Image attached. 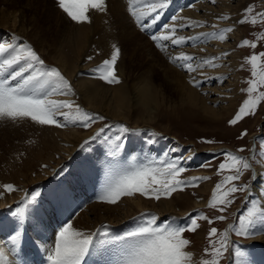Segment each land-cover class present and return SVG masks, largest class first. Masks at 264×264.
Returning a JSON list of instances; mask_svg holds the SVG:
<instances>
[{
	"label": "rangeland",
	"instance_id": "1",
	"mask_svg": "<svg viewBox=\"0 0 264 264\" xmlns=\"http://www.w3.org/2000/svg\"><path fill=\"white\" fill-rule=\"evenodd\" d=\"M134 1L131 2V6L133 8V11L136 13V16H132V14H129V17H131L132 23L145 37V39H147L152 47H146L144 45V40L142 39H139L130 45L125 42L123 46L120 47V52L114 65V74L119 82H121L122 79H124L123 81L126 82V89L128 90V100L123 103L122 108L123 112L125 111V116H128V118H130V122L127 123L125 121H117L112 119V114L117 107L114 106L112 100H110L111 97H109V95L112 90L109 87L115 86L116 83H108L100 78L103 72L106 71L102 69L103 61L110 60L111 53H107L106 55L105 53H101V51L97 49V45L99 46L100 42L99 36H101V34L96 33V36L93 37L90 35L89 43H87L84 51H82L83 53L81 58L83 59V62L81 65L82 67L86 68V70L82 71L81 77L98 79V81H100V84L96 85V88L101 89L102 87L104 91L107 90L106 88H109V92H106L104 96L100 95L101 98H98L99 104L96 103L97 105L92 109L87 107L85 103L81 104L79 100L78 102L69 101L73 105V107L71 109L65 110V112H68L69 114L76 112L79 117L76 120L77 128L86 132H90V134L89 136L87 135L86 137L82 138L78 143L76 152L74 153L75 155L73 154L71 156H67L55 167V169L53 168V170L50 172V175L22 189L17 185V182L20 180L19 170L20 167L24 165L23 163H25L28 167H32V164L36 162L34 160L32 161L33 157H31V155L36 153L37 149L40 147V139L37 136L38 133L34 131L35 128H40V124L37 125V123L30 121V123L27 124L22 131L26 134L20 133L18 137L14 136L6 140H3L2 132L0 131V142H2L0 143V155L4 151L0 156V192H2L6 196L5 198L8 199V202L6 203L7 205L0 206V226L10 221L13 224L16 223L17 225H21L20 220L22 219L23 215L26 217L24 220L28 225V213L30 210L38 212L39 217L44 216L46 220L48 216L46 215L44 210L48 209L50 217L55 218V213L52 212V210L54 209L51 207L52 205L55 206V203L59 204V212H63L61 211L62 205L67 211L68 209L62 202H60V199L65 198L67 202V200L70 198V196L66 193V189H68L66 188V183H69L68 180L71 179L72 180L70 182L72 183V186L76 187L77 190L79 188V191L82 192V194H79L81 196H85L81 198V201L80 198H75V201H80V203L82 202L80 205L83 206L81 208H75V212L73 214L74 216L76 215V213H78V211L84 210L88 205H91L93 203H98L100 201V205L110 204L104 200L99 199L105 193V189L99 188L96 185V179H94V181L92 182L91 180H89L88 183L86 182V180L82 182L79 179H77L78 181L73 180L72 169L78 163H83V161H85L92 152L97 153L98 159L102 158V160L105 159V161L108 162L112 158H109V156H112V154L115 153L119 149V147H123V149L121 148L120 151L121 153L123 152V155H128L127 163H129L130 166L131 162L133 160L135 161V159L137 158L134 166L132 167V171L144 166L160 167L162 166L160 163L161 161L165 163L175 162L184 169V171L180 173L179 179L183 181H191L192 178L206 179L196 180L194 184H189L188 186L183 187L182 190L178 188L169 196L162 195L160 199H155L153 194L144 196L138 192L126 196L127 198L139 197L146 202H152L158 205H160V203H166V201L168 202L169 200H171L172 202L174 201V204L177 203L181 198H183L184 201H181V203L178 202L179 204L177 203V205L173 206L175 209H177L176 212L177 214H180V216L174 215V217L173 214L172 216L159 215L158 212H156L154 209H149L142 210L136 214H133L125 224L118 227L111 228L106 224L99 225L97 229H94L95 232H93L94 234L92 235H96V237H93V240L100 239L99 243L94 247L95 251H98V249H102L99 252V260H104L105 255H109L110 250H113L114 252L117 251L116 243L110 245L111 248L107 249L105 241L107 240V236H109V232L114 236L120 234L121 232L128 233L139 227L152 215H155V217L157 218L158 225L163 224L170 225L172 227L185 228V231L182 233V237L188 240L189 244L184 250L192 253L191 264H202L204 260L213 259H217V264H230L231 259L243 257V259H245L250 248V243L247 242L246 239L251 234L248 236L237 235L236 231L233 230V227H239V218L243 215H246L249 209L255 207L256 209L260 210L258 206H261V203L257 204L256 202V193L261 191L264 193V182L261 181L262 176L264 175V100H261L258 103L254 114L244 116L235 125L229 124V121L235 117L244 100L248 99L252 95L246 91V89L249 87V81L255 80L257 82V93L264 92V85L259 84L260 74L264 72V56L260 55L264 53V17H261L260 15L261 13H264V0H227L226 4L225 0H222L223 3L220 4H218L217 0H215V2H213V0H167V6L163 9L158 10L157 13L153 14V16H161L160 13H166V16L163 18V28L166 31L175 30L174 27H177V25L182 27L180 23H187L186 28H183V31L182 29L179 31V33L182 32L184 34H189V30L191 33L196 32V30L199 31V29L201 28L205 31L207 29H212L211 32L207 31L206 33L204 30H200L204 31L203 34L209 33L206 40L200 38L199 41H196V44L195 42L187 43L186 40V46H181L183 48L211 46L208 48V51L202 50V53H204L202 55H187L188 57H191V60L189 61V63L193 67L191 68V73H188L187 70H185V72H182L183 69H176L174 66H172V64H170L171 61L169 62L165 58L164 55L166 54H163V52H161L160 50H162L166 45L164 44L162 49H159L157 44L158 42H160V40L153 41L151 39V35H156L158 31L153 32V34L149 35L142 31L138 26L136 17H140L142 21L143 18L147 16L151 11V5L160 2V0H154L151 2L149 0H142L143 2L138 0H136L137 2ZM48 2L57 3V7L50 11L51 20L48 22V24L45 25V27H43V29L47 35L51 34L50 38H56L57 34L59 33L58 31L60 29L65 31L66 27L68 26V24H65L63 22L60 23V20L63 19L65 21H71L72 19L62 9L59 8L58 0H48ZM200 5H207L208 7H212V9H214L215 11L212 10L211 13H209V16H207L208 14H206L205 18H202L201 20L195 19L200 23H198V25L194 20L193 25L199 28H196L195 26V28L189 27L190 22H192L190 21V19L188 20L189 16L181 18L180 14L182 12L188 11L190 8ZM127 6L130 7L129 3L127 4ZM169 7H172L173 10L170 11ZM202 9L199 12L200 15H204ZM105 11L106 13L103 12L105 13L104 18H107V21L112 29L113 27L115 28V25L112 26L110 24V22L112 23V21L109 16V12H107V10ZM137 11L139 14L137 13ZM163 13L162 15L164 16ZM87 15L88 21L91 23L90 28L95 27V24L92 22L93 18L90 17L88 11ZM169 17H172V20L169 19ZM174 17L175 24L173 23L170 25V22L172 23ZM220 17H227V19H218ZM148 20L149 23L152 24V17L148 18ZM241 20H245L246 22L239 23V21ZM253 20H255L256 22L252 23ZM149 23L147 24L149 25V27H151ZM159 24H161V20L159 21ZM72 25H78V23L74 21ZM165 26H168L167 28L169 30H167ZM215 27L217 28V30ZM108 28L110 27H108L105 21L104 23H100L97 29L100 31H105L108 30ZM163 28L160 30L161 32L165 31ZM227 28L232 29V31L230 32L223 33L225 35H228V38L224 40V42H226L228 46L226 48L227 51L226 49L219 47V58V56H217L216 54V51H214V46L216 45L209 44L214 43V38L218 37V35ZM160 31L158 33H160ZM114 32H116L117 35L120 34L119 28L116 27ZM150 32H152V30H150ZM159 35L160 34H157V36ZM182 37L185 39L186 35H182ZM192 38L194 37L192 36ZM244 40H248L249 45L242 47L239 46ZM67 41L69 47H71L72 43L69 42V40ZM95 42H97V44ZM163 42L164 41H161V43ZM252 44H255L256 46L253 48L251 47ZM107 45L108 44H105L107 49L104 47L106 51L110 49L108 47L109 45ZM132 46L135 47L132 48ZM177 48L180 47L175 46L173 50H177ZM209 49L211 51H209ZM253 55H256L258 57L255 68H253L252 64L248 60V58ZM89 57H91V59H89ZM198 58L200 59L198 60ZM204 61H210V64H214L215 66L213 67L210 66V64H205ZM45 62L47 63L48 68L55 67L49 59H45ZM222 64L224 65L222 66ZM183 65L184 64H182L181 66L184 67ZM197 66H199L200 70L197 69ZM220 66L221 68L226 67V74H223V72L225 73V71H222L220 69ZM217 69H220L219 71L221 73L218 72L217 74L215 72ZM194 70H196V72H194ZM202 70L205 74L202 73L201 75L199 74V76H197L198 73H200ZM228 71H230V73ZM253 71L256 72L255 77H253L252 75ZM214 73L217 75V78H222L220 80V84L218 80L214 78ZM184 74H193V81H201H199V84L195 87L196 89H198L197 91L203 89L201 90L200 97L206 96V91H214L217 87V91L219 92L216 91V93H214V91L212 92L213 94L207 93V96L211 98H209V100H206L207 106H211L217 111L219 107L226 106L228 104L226 96L231 94V96H233L232 99H234V104L229 114H226L225 116L223 115L222 117L220 116L219 119H213L203 114L197 108L181 105V89L178 87L177 81L179 82L181 76ZM210 75L211 77H213V79L209 82L205 81L204 83V80H208ZM223 75H225L224 78ZM232 80H238V83L234 81L236 85H232ZM143 83L145 85L148 84L149 91H151L152 93H154V91L156 92L155 101H157V103H154L151 106L153 112V121L152 123H149L147 125H143L141 122L147 120L145 118V109H143L142 105H140L138 102H134V99L132 97L133 94L131 95V90L134 87L138 89V85L144 86ZM66 93L67 92L65 91L64 94ZM60 94L61 93L59 92V95ZM60 97L61 95L59 96V98ZM210 101H214L213 104L208 103ZM76 106H79V112L77 111ZM81 113H87L92 116L94 118V122L90 121L88 123V126L84 127L83 123L81 122L83 119ZM99 117H104V119H99ZM57 118L59 120L61 119L59 117ZM134 121H139L141 126H134ZM26 127L28 130L27 132L25 131ZM59 128L63 129L65 128V126L63 125ZM124 129L127 130L125 131ZM245 132L246 135L242 136L241 134ZM252 136L254 137L252 138ZM40 138L42 140V137ZM16 140L19 144L16 143ZM251 140H253V142ZM133 142L134 144L136 142L138 145L139 155L137 154V157L135 158L133 155H131V157L129 155L130 150L133 146ZM174 147L182 149L181 155L179 157L171 154L172 148ZM239 149H243V151H238ZM225 153H232L236 156L243 157L244 160H246L250 164V168L243 169L241 167V174L239 179L235 181H229L227 184L222 185L220 191L222 192L232 185H236L237 187L247 185V190L237 191L236 193L231 194L228 197L233 201L231 204H228L226 206L218 204L215 208L209 207V201L213 196V191L215 190L216 185L220 183L224 179V177L236 174L234 169H230L228 167L218 172L219 165L221 163H225L226 165H230L232 163V161L225 156ZM194 156L197 159L195 164H189L186 166L183 165V162L185 161V159H187L186 157L191 158ZM55 158L57 159V156ZM98 159L96 161H98ZM94 165L95 163H92L91 166L93 167ZM32 168H34V166ZM35 168L36 169L34 170L33 174H31L32 177H35L37 173H42L43 170H49L48 165L45 164H37V167L35 166ZM117 169L118 167H116L115 172L117 173L118 171V173L116 174V179L119 180V178L123 176L124 173L120 172ZM100 178L101 177L99 176V179ZM116 179H114V182L117 181ZM99 181L100 180H98V183H100ZM83 182L85 184L87 183V185H85ZM80 183L82 184L80 185ZM7 184L12 185L14 190H6L3 186ZM60 190H62V193H60ZM102 190L104 191V193L102 192ZM95 191L100 194L99 198L94 197ZM19 192L21 194L16 200L9 199L10 196ZM45 194H50V196L46 197ZM2 196L3 195L0 194L1 201L3 199ZM33 196L35 197V201L33 203H28V201L31 200ZM54 199H56L55 202ZM185 199H187L186 202ZM200 201H203V203L194 205L195 202ZM39 205L43 207V212L45 214L40 212ZM25 207L28 208L25 209ZM188 207L189 209L186 210L185 208ZM221 207L224 208V211L222 212L219 210ZM71 214L72 213H70L69 216ZM64 216L67 217L68 215ZM219 216H224L225 218L223 220L216 219V217ZM201 217H206V219ZM193 219L196 220L198 227H196L194 231H191L188 230L187 226L191 225V221ZM209 219L213 221L211 224L208 223ZM228 223H230L231 225L230 233L227 231L226 227V224ZM48 224L52 225L51 223ZM25 225L26 224L24 222V226ZM54 225L55 224L50 226V229H53V231L55 229V227L52 228ZM211 228L217 229V234L212 237V246H214L215 248H220L221 246V234H226L227 237L228 250L223 251V255L219 258H215L212 255V251L209 245L208 233ZM254 230L255 227L252 229V232H254ZM131 242L132 241L128 242L127 245H129ZM94 243H96V241H94ZM206 248L209 249V252L207 254L205 253ZM237 249H239L242 255L238 256L236 254ZM95 251L93 252V249H91L90 252L92 253L84 259L82 264H85L88 259H94ZM129 251L130 247L128 248V252ZM124 253L125 251L123 250V254ZM127 253L124 254V257L127 255Z\"/></svg>",
	"mask_w": 264,
	"mask_h": 264
},
{
	"label": "bare ground",
	"instance_id": "2",
	"mask_svg": "<svg viewBox=\"0 0 264 264\" xmlns=\"http://www.w3.org/2000/svg\"><path fill=\"white\" fill-rule=\"evenodd\" d=\"M133 1L134 0H131V2H133ZM138 1H142V0H138ZM149 1L151 2L154 0H149ZM226 1L227 0H225V4H226ZM217 2H218V4L223 3L222 0H217ZM128 3H129V0H104V5L106 7L105 10H107V12H109V16H110L111 21H112V23L110 22V24L112 26L115 25V28L117 27L120 30V32H119L120 34H118V35L116 34V32H114L115 28L113 27V29H112V27L109 25L107 18L106 19L104 18V14L106 13L105 10L99 11L98 9L89 8L88 13L90 14V17L93 18V21L92 20L91 21L95 24V27L90 28L91 23L89 21H88V23L87 22H81V23H78V25H72V23L74 22L73 20L65 21V20L61 19L63 21L60 20V23L63 22L65 24H68V26L66 27V30H69V31H66V30L64 31V30L60 29L58 31L59 33L57 34L56 38L55 37L50 38L51 34L47 35L44 32L43 27H45V25L48 24V22L51 20V14H50L51 12L50 11H52L53 9H55L57 7V3H49L48 0H0V43H13V44L20 45V46L27 43V44L31 45L33 47V49L38 53V55L43 59L45 68H48V65L45 62V59H49L50 62L53 63L55 68H57L61 72V74L70 83L71 91L70 92L66 91L67 92L66 94H60L61 95L60 98H59V96H60L59 92L54 93L53 95L48 97L50 100L67 101V102H69V101L78 102L80 100L79 102H81V104L85 103V105L87 107L92 109V108H94V106L97 105L96 103L99 104V99L101 98L100 95L104 96L106 92H109V88H111L112 92L110 93L109 97H111L110 100H112L114 106L117 107V108H115V110L112 114L113 115L112 119L117 120V121L118 120L119 121H125L128 123V122H130V118H128V116L127 117L125 116V114H124L125 111L123 112V108H122L123 103L126 102V100H128V90L126 89V82L123 81L124 79H122L123 82L121 81L119 83H116L115 86L106 88L107 90L104 91L102 87H101V89L96 88V85L100 84L99 83L100 81H98V79L81 77L82 71L86 70V68L82 67V65H81L83 62V59L81 58L82 53H83L82 51H84L87 43H89L90 35L93 37V36H96V33L101 34V36H99L100 42H99V46L97 45V49L99 51H101V53H105L106 55H107V53L112 54V52L114 51L113 46L120 49V47L123 46V44L125 42L130 45L139 39L144 40V45L146 47H148V46L152 47V45H150V43L147 41V39H145V37L139 32V30L132 23L131 17H129L132 13H130L129 10H127V9H129V8H127V7H129V6H127ZM139 3H141V2H139ZM48 6H49V8H48ZM169 8H170V11L173 10L172 7H169ZM200 8L201 9L203 8L202 12L204 13V15H200V13H199L201 10ZM226 8H227V6H226ZM143 9H145V8H143ZM137 10H138V8H137ZM212 10H214V9H212V7H208L207 5L206 6L200 5V6H195L193 8H190L188 11L182 12L180 14V16H181V18L185 17V16H189L188 20L190 19V21H192V22L189 21L190 24L188 22V24L190 25L189 27H194L195 25H193V24H194L195 19L201 20L202 18H205L206 14H208L207 16H209V13H211ZM103 12H105V13H103ZM137 13H138V11H137ZM162 13H160L161 16H159V18L156 19L155 23L150 24L149 20H147L146 23H149L151 25V27H148L142 31L151 35L152 33L150 32V30H152L155 26L159 25V29H158V32H159L164 27L163 18L166 16V13H163L164 16L162 15ZM49 16H50V18H49ZM132 16H133V14H132ZM171 18L172 17H169V19H171ZM160 20H161V24H159ZM197 20H195V21L197 22V25H198L199 22ZM105 21H106L108 27H110L111 29L108 28V30H105V31L98 30L97 28H98L99 24L104 23ZM142 22H145L144 19L141 21V23ZM173 23L175 24L174 19H173L172 23L170 22V25ZM203 23H204V21H203ZM180 24L182 25V27L178 26V25H177V27L173 26L175 28V30L166 31L163 28L165 30L164 32H161V31H160V33L157 32V34L169 36L168 40H160V42H158L161 45L159 47V49H162L163 45L165 44L166 46L163 47L162 50H160L161 52H163V54H166V55H164L165 58L169 62L171 61L170 64H172V66H174L176 69H178V70L183 69L182 72H185V70H187L189 73L191 70L186 69V67L184 65H183L184 67L181 66L185 62L182 59H175V58L180 57L181 54H186V53H187L186 55H188V56L204 54V53H202V50L208 51V48L211 46L203 47L201 45L202 47H194V48H189V47L183 48L181 46H186L185 45L186 40H187L186 41L187 43L188 42H193V43L195 42V44L197 43L196 41H199L200 38L206 40L209 33L203 34V32L205 30L202 28L199 29V31L196 30V32H191V33L189 30V34H184L182 32L179 33V31L181 29L183 31V28H186L187 23H184V24L180 23ZM138 26L141 28L139 23H138ZM196 28H199V27H196ZM167 30H169V29L167 28ZM200 30H204V31H200ZM211 30L212 29H210V30L207 29L205 31V33L207 31L211 32ZM216 30H217V28H216ZM160 35L158 37H161ZM182 35H186L185 39L182 37ZM231 35H230V37H231ZM192 36L194 38H192ZM179 38H183V40H180V42H178L177 44L171 43L172 39H178L179 40ZM226 38H228V35H226ZM193 39H195V40H193ZM67 40H69V42L72 43L71 47H69ZM161 41H164V42L161 43ZM213 42L214 43H211V44L208 43V44L209 45H213V44L216 45V46H214L215 47L214 51H216L217 56H219V58H220V55H218V53H220L219 47L226 49L228 46H227L226 42L219 40L218 37L214 38ZM95 43L97 44V42H95ZM93 44H94V42H93ZM105 44H108L109 46L108 45L107 46L110 48L107 51L105 50V48H106ZM175 46H179L180 48H177V50H175V49L173 50V48ZM205 46H208V45H205ZM133 47H135V46H132V48ZM210 49H209V51H211ZM226 51H227V49H226ZM86 54H87V52H86ZM224 57H225V55H224ZM172 59H173V61H172ZM199 59L200 58H198V60ZM120 61H118V62H120ZM179 64H180V66H179ZM223 65L224 64H222V66ZM197 67H198L197 69H199V66H197ZM227 67H228V64H227ZM37 68H39V66H37ZM201 69H203V68H201ZM220 69L222 71H225V73L223 72V74L227 73L226 67L221 68V66H220ZM219 70L217 69L215 72L217 74H218V72L221 73ZM212 71H214V70H212ZM194 72H196V70H194ZM194 72H192V73H194ZM228 72L230 73V71H228ZM202 73L205 74L202 70L200 73H198L197 76H199V74L201 75ZM206 73H207V71H206ZM27 74L28 73H26V75ZM192 75L191 74L190 75L184 74L181 76L179 82L177 81L178 87L181 89V91H180V95L182 96V97H180L181 105L190 106L192 108H197L203 114H205V115H207L213 119H219L220 116L222 117L223 115L225 116L226 114H229V112L231 111L232 106L234 104V99H232L233 96H231V94L227 95L226 99H227L228 104L226 106L219 107L218 111L211 106H207L206 100H209V98H211V97H208L207 95L209 93L211 94L214 91H215L214 93H216L217 87H216V90H214V91L209 89L210 91H206L208 94L205 92L206 96L200 97L201 90H203V89H200L199 91H197L198 89L195 88L196 86H193V80L192 79H194V78L192 77ZM230 75H232V74H230ZM224 76L225 75H223V78H224ZM214 78L216 80H218V82L220 84V80L222 78H220V77L217 78L216 74H215ZM198 79H199V77H198ZM212 79H213V77H211V75H210L208 80L207 79L204 80V83H205V81L209 82ZM199 81H197V82H199ZM234 81L236 83H238V80H234ZM234 81L231 82V83H233L232 85H234V84L236 85V83ZM12 83L14 84L15 82H12ZM188 85H189V87H188ZM148 88H149L148 84L147 85L144 84V86L138 85V89L134 87L131 90V95L133 94L132 97L134 99V102H136V103L138 102L140 105H142L143 109H145V116H146L145 118L147 120L141 121L143 125H147L149 123H152L153 112H152L151 106L154 103H157V101H155L156 92L154 91V93H152L151 91L148 90ZM45 90L50 91V89L47 86H46ZM217 92H219V91H217ZM213 102L214 101H210L208 103L213 104ZM65 110L66 109H61L60 111L65 112ZM58 117L61 118L60 122H61V124H63L65 126V128L62 129V128H59L55 125H40L39 129L38 128L34 129V131H36L38 133L37 136L40 139V147L37 149L36 153L32 154L33 151L31 152V154H32L31 157H33L32 161L33 160L36 161L35 163L32 164V167L34 166V168L28 167L25 163H23L24 165L22 167H20V165H19V167H20V170H19L20 180L17 182V185L19 188L21 187L22 189H24V188L34 184L35 182L42 180L45 177H47L48 175H50L51 174L50 172L53 170V168L55 169V167L60 162H62L67 156H71L76 152L78 143L81 141V139L86 137L87 135L89 136L90 132H86V131H83V130H80L77 128L76 120L79 117L76 114V112L69 114L68 119H65L63 116H58ZM30 121H31L30 119H23V120H18V121H11V120H7V119L0 120V131L2 132L3 140H6L8 138H12L14 136L18 137L20 133L26 134L25 132L23 133L22 131L24 130L25 126L30 123ZM133 125L139 126L140 123H139V121H134ZM25 131L26 132L28 131L27 127H26ZM40 137H42V140ZM0 143H2V142H0ZM16 143H18V141ZM11 148H13V147H11ZM121 148L123 149V147H119V149L117 148L118 150L115 153L112 152L113 153L112 156H109V158H111V157L112 158L108 162H106L105 159L102 160V158H100V157H99L100 159H98L97 153L92 152L91 155L85 161H83V163L82 162L78 163L72 169L73 180L79 179V180H81V182L86 180V182L88 183L89 180H91V182H92V181H94V179H96L97 180L96 185L99 188H102V189L104 188L106 191L108 187H110L111 185H113L115 183L114 179H116V173H115L116 167H118L117 170L126 174L132 170V167L134 166V164L136 162L137 158L135 159V161L133 160L131 162V166H130L129 163H127V160H128L127 156L128 155L127 156L123 155L122 154L123 152L121 153V151H120ZM112 151H114V150H112ZM181 151H182L181 148H175L174 147V148H172L171 154L179 157L181 155ZM3 152H2V154H3ZM25 154H26V152H25ZM137 154H138V145L136 142H135V144L133 142V146L130 150L129 155H130V157H131V155H133L135 158V157H137ZM56 156H57V159L55 158ZM125 157H126V159H125ZM186 158L187 159H185V161L183 162L184 166L189 165V164L193 165V164H195V162L197 160L195 156L191 157V158H188V157H186ZM97 159H98V161H96ZM130 161H131V158H130ZM92 163H95V165L93 167L91 166ZM37 164L48 165L49 170L48 171H47V169L43 170L42 173L36 172L37 175L35 177H32L31 174H33L34 170L36 169L35 166L37 167ZM29 166H31V165H29ZM3 173H4V171H3ZM99 176L101 177L100 179H99ZM71 180H68L69 183H66V186H67L66 188H68V189H66V193H67V195L70 196V198L67 200V202H66L65 198L60 199L61 200L60 202H62L68 210L66 211L62 205L61 211H63V212H59V206H58L59 204L55 203L56 207L53 205L54 208L56 209L55 210L53 208L54 213H56V214H63L64 213V215H68L64 220H62L61 218H56V219L54 218L52 220V218L50 217V214H47V213H46V215L48 216V218L45 220L44 216L39 217L38 212L30 210L28 213V215H29L28 216L29 217L28 225H29L31 231H30L29 227L27 230L25 227H19V225H17L16 223L13 224L11 221L4 224L5 227H4V230L1 231V234L3 233V237H6V238L0 239V248H3L4 252L8 256H9V253L12 251V250L8 251V249L9 248L14 249V247L12 246L13 245L12 238L14 236H17L18 233H19V238H18L19 240L23 239V240L31 241L37 247H40L39 244H41L43 241H46L45 237H52L53 238L52 244L51 245L46 244L47 249H44L42 251L45 254V256L48 258L50 250L54 247L53 242H55V240H56V235L65 223H71L72 226L79 232L93 235L94 234L93 232H95L94 229L95 228L97 229L99 227V225L106 224L107 226H109L111 228L121 226V225L125 224L126 221L133 214H136L142 210L154 209L156 212H158L159 215H164V216H167V215L170 216L171 215L172 216V214H173V216L174 215L180 216V214H177V212H176L177 209H175L173 206L177 205L178 202L181 203V201H184V199L181 198V199H179V201L177 203L173 204L174 201L172 202L171 200H169L167 202L165 200L166 203H160V205H158V204H154L152 202H146L142 198H139V197L138 198H133V197L127 198L126 196H123L120 198V200L117 203L100 205L99 204L100 201H99L98 203H93L91 205H88L84 210L78 211V213H76V215L74 216L73 214L75 212V208H81L83 206V205L82 206L80 205L82 203V202L80 203V201H81V198H83L85 196H81L79 194V193L82 194V192L79 191V188L77 190L76 187L72 186V183L70 182ZM98 180H100L99 181L100 183H98ZM261 181L264 182V175L262 176ZM87 183L86 184L84 183V184L87 185ZM81 184L82 183H80V185ZM102 192L104 193L103 190H102ZM261 192L256 193V195H257L256 202H257V204L261 203V206H258V207H259L260 211H264V199H263L264 193L263 192L261 193ZM60 193H62V190H60ZM0 194L3 195L2 201L0 200V202H1L0 206L7 205L6 203L8 202V199L5 198L6 196L2 192H0ZM20 194H21L20 192L13 194L12 196L9 197V199L10 200H16ZM45 196L48 197V196H50V194H45ZM94 197L99 198L100 194L95 191ZM75 198H80V201L76 202ZM55 200L56 199H54V202H55ZM186 201H187V199H185V202ZM202 203H203V201L195 202L194 205H199ZM52 204H54V203H52ZM27 208L25 207V209H27ZM39 209H40V212L44 213L43 212L44 209L41 205H39ZM185 209L188 210L189 207L185 208ZM70 213H72V214L69 216ZM70 217H71V219H70ZM25 218L26 217L23 215L22 219L20 220V223L22 222L21 224H24V222H25V224L27 226V223L24 220ZM47 222L51 223L52 225L53 224L56 225V226L54 225L52 227V228L55 227L54 231H53V229L52 230L50 229V226H52V225L48 224ZM230 226H231L230 223L226 224L227 231L229 233H230ZM1 229H3V228H1ZM50 233H52V234H50ZM252 233L253 234L248 236L249 238L247 237V239H246V241L250 243V248H249V251L247 253V257L245 259H243L244 257L243 258H234V259L230 258L231 259L230 264H264V219L257 220L256 225H255V230ZM125 234L126 233L121 232L120 234L114 236L109 232V236H107V240L105 241V243L107 245V249L111 248L110 245L116 243L117 244V251L114 252L113 250H110L109 255H105L104 260H101V259L99 260V252L102 249H98V251H95V248H94L99 243L100 239L93 240L92 249H93V252L95 251V257H94V259L93 258L88 259V261L85 264H124L123 262L125 261V259L127 257V255L124 257V254H126L128 252V248L129 247L131 248V245L134 243L130 239H121L124 237ZM93 237H96V235H94ZM5 239H6V241H5ZM94 241H96V243H94ZM130 241H132V242L129 245H127L128 242H130ZM123 250L125 251L124 254H123ZM91 253L92 252H90L89 255ZM123 257H124V260H123ZM9 260H10V264H13L10 257H9ZM49 264H51L50 261H49Z\"/></svg>",
	"mask_w": 264,
	"mask_h": 264
},
{
	"label": "snow or ice",
	"instance_id": "3",
	"mask_svg": "<svg viewBox=\"0 0 264 264\" xmlns=\"http://www.w3.org/2000/svg\"><path fill=\"white\" fill-rule=\"evenodd\" d=\"M215 2V0H213ZM129 11L136 16L129 0ZM58 6L75 22H87V11L89 8L105 10L104 0H58ZM167 6V0H160V2L151 5V12L145 16L144 23H141V18L136 17L137 22L141 26V30L146 29L149 25L146 23L148 18L152 17V23H155L158 15L153 16L158 10ZM264 17V13L260 14ZM175 19V17L173 18ZM218 19H227V17H220ZM245 20L239 23H245ZM256 21L253 20L252 23ZM167 28V26H165ZM232 31L231 28L224 29L218 35V39L224 41L227 33ZM153 41L168 40L169 36L164 35L158 37L153 34L151 36ZM183 38L172 39L171 43L177 44ZM249 41H242L239 46H248ZM158 47L161 45L158 43ZM252 44L251 47H255ZM114 47L110 60L103 61L102 69L106 70L100 76L101 79L108 83H119V80L114 74V65L118 58L120 49ZM226 55V53H225ZM264 56V53L260 54ZM91 59V57H89ZM175 59H182L184 66L191 70L192 66L189 63L191 57L186 54H181ZM258 57L256 55L248 58L253 68L256 67ZM205 64H210V61H204ZM39 66V68H37ZM210 66H215L210 64ZM26 73H28L26 75ZM253 77L256 72L253 71ZM12 82H15L14 84ZM260 85H264V72L260 74ZM198 82L193 81V86H197ZM46 86L50 91H46ZM65 91H71V85L68 80L55 68H45L43 59L27 43L22 46L13 43H0V120L18 121L23 119H30L31 121L40 125H55L57 127L63 126L58 116H63L65 119L69 118L68 112H62L61 109H71L73 105L67 101H54L48 97L54 93L60 92L64 94ZM249 94H252L248 99H245L242 106L237 111L235 117L229 121V124L235 125L244 116L254 114L258 103L264 100V92L257 93V82L255 80L249 81V87L246 89ZM43 93V94H42ZM42 94V95H41ZM79 112V106H76ZM83 117L82 123L84 127L88 123L94 122V118L87 113H81ZM104 119V117H99ZM125 131L127 129H124ZM246 135L245 133L241 134ZM119 147V146H118ZM238 151H243L239 149ZM225 156L232 161L230 165L221 163L218 172L224 170L226 167L234 169V175L226 176L216 185L213 191V196L209 201V207L215 208L218 204L226 206L233 201L228 197L237 191H246L247 185L237 187L232 185L224 191H220L222 185L229 181L238 180L241 174V167L243 169L250 168V164L244 160L243 157L236 156L232 153H225ZM160 167L144 166L130 171L119 178L113 185L107 188L105 193L100 197L108 203H117L121 197L132 195L138 192L144 196L154 195L155 199H160L161 196H169L178 188L182 190L183 187L189 184H194L196 180L206 178H192L191 181H183L179 179L180 173L184 171L175 162H160ZM155 186V187H154ZM8 191H13V186L10 184L3 186ZM35 197L33 196L28 203H33ZM221 212L224 208L219 209ZM19 215V214H18ZM205 218L206 217H201ZM224 216L216 217V219L223 220ZM264 219V211H260L253 207L249 209L246 215L239 218V227H233L237 235L248 236L252 233L257 220ZM213 221L208 220L211 224ZM22 223V222H21ZM188 230L194 231L198 227L196 220L191 221V225L187 226ZM185 231L184 227H172L170 225L157 224V218L152 215L147 221L139 227L125 234L121 239H130L134 243L131 245L130 251L124 261V264H191L192 253L184 249L189 244V241L182 237ZM217 234V229L211 228L209 236V245L212 255L219 258L223 255V251H227V237L226 234H221L220 248L212 246V237ZM19 233L12 238L13 244L17 242ZM93 246V236L77 231L71 223H65L56 235L55 245L50 250L48 260L51 264H82L85 257L89 255ZM15 249H13L14 251ZM209 249H205L207 254ZM238 256L242 253L237 249ZM0 264H10L9 256L0 248ZM202 264H217V259L204 260Z\"/></svg>",
	"mask_w": 264,
	"mask_h": 264
}]
</instances>
